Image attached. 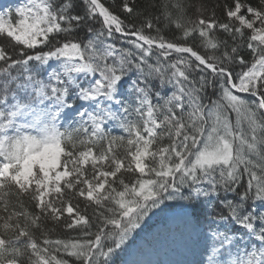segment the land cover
<instances>
[{
	"label": "snow or ice",
	"instance_id": "obj_1",
	"mask_svg": "<svg viewBox=\"0 0 264 264\" xmlns=\"http://www.w3.org/2000/svg\"><path fill=\"white\" fill-rule=\"evenodd\" d=\"M165 213L264 264V0L0 6V264H125Z\"/></svg>",
	"mask_w": 264,
	"mask_h": 264
},
{
	"label": "rangeland",
	"instance_id": "obj_2",
	"mask_svg": "<svg viewBox=\"0 0 264 264\" xmlns=\"http://www.w3.org/2000/svg\"><path fill=\"white\" fill-rule=\"evenodd\" d=\"M15 0H0V6H7ZM164 216L154 218L152 227L135 239L124 258L125 264H191L198 260L203 241L194 232L186 229L179 218L165 222ZM120 264V262H118Z\"/></svg>",
	"mask_w": 264,
	"mask_h": 264
},
{
	"label": "trees",
	"instance_id": "obj_3",
	"mask_svg": "<svg viewBox=\"0 0 264 264\" xmlns=\"http://www.w3.org/2000/svg\"><path fill=\"white\" fill-rule=\"evenodd\" d=\"M121 255H122V253H121Z\"/></svg>",
	"mask_w": 264,
	"mask_h": 264
}]
</instances>
